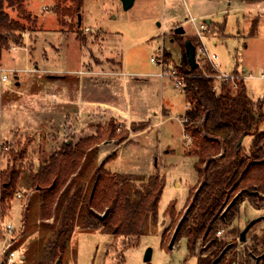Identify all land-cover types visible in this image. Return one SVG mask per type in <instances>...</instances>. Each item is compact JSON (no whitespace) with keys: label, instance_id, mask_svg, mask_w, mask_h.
Returning <instances> with one entry per match:
<instances>
[{"label":"rangeland","instance_id":"rangeland-1","mask_svg":"<svg viewBox=\"0 0 264 264\" xmlns=\"http://www.w3.org/2000/svg\"><path fill=\"white\" fill-rule=\"evenodd\" d=\"M23 1L25 10L31 15V20L25 22L29 29L23 33L24 43L21 47L13 45L18 49L4 51L0 61V142L9 143L10 151L23 152V157L17 160L25 165L47 161L64 142L76 144L83 138L94 136L99 127L106 129L110 121L93 118L88 127L82 124L84 130L80 131V126L69 125L71 117L68 116L63 129V124L57 121L55 127L43 121L35 130L33 127L39 121L42 108H39L40 102L31 98L39 86L29 71H35L37 65L40 69L46 65L61 68L64 62L75 68L80 54L88 60V70L96 67V62L98 65L104 63L108 68L118 61L122 63L123 71L153 72L159 67L151 59L161 53L166 62L178 66L177 61L183 57L185 38L197 39L191 18L196 17V24L200 25L206 20L203 15L207 12L200 0H135L128 10L124 9L121 0H85L79 24V15L72 21L66 17L60 21L63 16L57 13L59 4L71 6L70 2ZM9 12L19 19L17 10L9 9ZM260 15L258 12L230 10L211 18L214 24L225 26L224 30L217 31L214 29L220 26L211 27L212 33L206 41L208 49L219 57L221 72L232 73L238 68L248 77L250 74L257 76L264 69V15L253 23V19ZM180 26L185 29L184 34L176 33ZM213 39L217 40L216 45L212 43ZM4 75L8 77L5 82L2 80ZM17 77L21 87L17 86ZM154 82L151 83V93L146 90L143 93L145 99L150 97L155 108L154 121L160 120L162 101L171 110L166 122L125 145L106 141L111 147L101 144L100 157L107 155L103 162L106 161L105 168L112 174L165 176L167 183L158 219L150 220L145 233L138 239L111 235L102 229L86 230L78 225L63 264H198L199 253L190 256L186 238L177 239L173 249H169L175 228L187 209L190 193L198 184L197 160L185 154V148L188 154L195 148L193 140H187L182 123L186 100L182 90L177 89L172 81L166 88L168 92L162 91ZM245 84L249 95L258 103L264 95V80L249 77ZM91 96L94 98L95 93ZM99 96L108 98L105 92ZM82 121L85 122L86 118ZM145 123L148 127V122L132 123L129 129L121 122L116 126L119 134L128 131L130 136L140 132L132 130L133 124ZM87 128H93L95 133L90 135ZM261 130H264V124ZM251 143L252 137H246L244 146L249 148ZM10 151L0 154L1 168H6ZM101 164L97 155V165ZM17 190L25 191L23 197L13 196L9 199V210L0 213V260L4 251H16L14 264H39L47 251V240L55 234L58 218L54 216L47 222L41 220L42 198L25 181L21 180ZM262 204L261 209L250 203L242 205L236 221L241 232L251 220L262 219L249 230L246 242L238 239V255L232 264H256V258H249L246 250L253 244L254 237L264 236V201ZM169 207L172 209L170 213ZM8 224L14 227L12 233L6 230ZM226 234L224 228L218 233L222 238ZM149 250L152 259L147 262L145 256ZM229 257L231 259V255Z\"/></svg>","mask_w":264,"mask_h":264},{"label":"trees","instance_id":"trees-1","mask_svg":"<svg viewBox=\"0 0 264 264\" xmlns=\"http://www.w3.org/2000/svg\"><path fill=\"white\" fill-rule=\"evenodd\" d=\"M60 1L71 3L65 7L59 4L61 22L64 17L71 21L80 17L85 0ZM9 9L17 10L19 19ZM30 20L23 0H0V61L4 51L23 45V33L29 29L25 22ZM224 29L223 25L221 30ZM189 39L198 46L196 40ZM183 51L178 67L186 75L182 91L188 108L183 124L186 136L195 146L190 155L197 160L198 184L190 193L174 242L186 238L190 256L199 253L198 264H212L222 253L216 264H232L238 255L241 231L236 221L242 205L250 203L261 209L264 201V100L256 103L245 81L238 88L227 82L218 85L211 64L205 62L192 69ZM116 125L111 119L108 127H99L94 136L76 144L64 142L47 161L37 165L18 163L23 152L11 150L6 168L0 166V213L9 210V199L16 195L23 180L42 198L41 220L58 218L55 234L47 240V251L39 264H63L78 225L86 230L102 229L111 235L138 239L148 222L158 219L167 183L165 176L112 174L105 168L106 161L97 165L101 144H121L129 137L128 131L119 134ZM147 125L133 124L132 130L142 131ZM248 136L252 143L246 148L244 140ZM171 210L169 207V213ZM223 228L227 230L224 238L218 235ZM246 253L249 258L262 256L259 263L264 264V236L254 237Z\"/></svg>","mask_w":264,"mask_h":264},{"label":"crops","instance_id":"crops-1","mask_svg":"<svg viewBox=\"0 0 264 264\" xmlns=\"http://www.w3.org/2000/svg\"><path fill=\"white\" fill-rule=\"evenodd\" d=\"M200 3H202L203 8L207 11L205 15H203L206 20L201 22L200 25L206 23L210 28L214 25H217V28L220 26V24H214L211 18L219 13L223 14L230 10L258 12L259 14L264 15V0H200ZM233 6H235V8H231ZM221 7H224V9H221ZM261 15L255 17L253 22L260 21ZM194 19L195 24L192 21L191 22L196 31V26L199 24H196V17ZM222 26L223 25H221L219 29L214 30H220ZM194 35L197 37L196 32ZM208 40L209 37L207 38V41ZM196 41L199 44L198 38ZM212 43L216 45L217 40L213 39ZM14 49L18 48H13V50ZM23 49L25 50V47ZM81 56L82 54L78 55L79 60L77 67L75 68L69 63L65 65L64 62V65L61 68H58L59 66L57 67V65L52 67L46 65L44 68L40 69V66L37 65L35 71H29L34 74L33 77L36 79L35 81L39 86V89H36V92L34 91L31 98L35 102H40L41 107L39 108H42L39 121L33 127L35 130H37V127L43 121L52 123L51 125L54 127L55 122L57 121L60 124H63L61 127L63 129L68 116L71 117L69 125L71 127L74 125L75 128L80 126V131L83 129L81 127L82 124L88 127L93 118L95 120H111L113 118L116 119L117 123L121 122L125 124L127 129H129V126L132 123H149V126L146 129L139 133L131 134L123 143V145H125L134 139L138 140L147 132H150L152 129L166 122L170 116L171 110L167 109L166 104L162 103V101L160 104V120L158 122L154 121L156 119L155 116H153V111L155 115H157L155 108L150 101V97L145 99L143 93L144 90L151 93L152 81H155L154 83L158 84L162 91L168 92L166 88L171 81L160 76V68L153 72H127L123 71L122 63L117 61V63H111L108 68L105 67L104 63L98 65L96 62V67H89L88 70V68L86 69V67H88V60L84 56ZM27 57L30 59L31 55ZM60 57H62V54H60ZM175 57L177 60L178 57ZM181 62L182 57L179 59V62L177 61L178 66L173 62L170 63H173L178 68ZM197 62L199 65L202 64L198 57ZM84 69H86V71ZM235 70L239 72L238 68ZM17 79V84H19L17 86L21 87L22 84L19 81V77H17ZM124 90H126L125 94H121ZM103 92L107 94L108 98L99 96L100 93ZM92 93H95L94 98L91 96ZM182 93L185 96L184 91H182ZM185 100L186 112L188 108L186 96ZM83 118L84 120L86 118L85 122L82 121ZM87 129H89L90 135L95 133L93 128ZM102 145L108 148L111 147L110 142H104ZM43 150H45V148ZM113 150H115V148H113L112 151ZM100 151L101 146L98 151L99 162L101 164L106 160L107 155L100 157ZM185 154L194 157L186 153V148Z\"/></svg>","mask_w":264,"mask_h":264},{"label":"built area","instance_id":"built-area-1","mask_svg":"<svg viewBox=\"0 0 264 264\" xmlns=\"http://www.w3.org/2000/svg\"><path fill=\"white\" fill-rule=\"evenodd\" d=\"M191 21L195 24V19L191 18ZM211 28L208 24L203 23L201 25L196 26V36L198 38L199 44L196 47V56L199 58L201 63L208 62L211 64L213 70L216 72L213 77L218 81V85L222 82L231 83L234 88L239 87V83L241 81H245L246 78H257L264 80V69L261 70V72L254 76L253 74H250L248 77L245 76L242 72H232V73H223L220 71V63H219V57L217 54L211 52L208 49V46L206 44L208 35L211 34ZM151 61L158 65L160 68V76L163 78H167L172 81V83L175 84V87L177 89H184L185 85V79L186 75L182 73L174 64L168 63L164 59V55L161 53L159 56H156L151 59ZM2 80L5 82L8 80V77L4 75L2 77ZM260 100H264V95L261 96ZM187 140L189 137H187ZM10 151V145L8 143L0 142V154L8 153ZM24 190H19L16 193V197L22 198L24 195ZM6 230L9 233H12L14 231V227L12 224H8L6 226ZM1 264H14L16 261V251H10L3 253V257L0 260Z\"/></svg>","mask_w":264,"mask_h":264},{"label":"water","instance_id":"water-1","mask_svg":"<svg viewBox=\"0 0 264 264\" xmlns=\"http://www.w3.org/2000/svg\"><path fill=\"white\" fill-rule=\"evenodd\" d=\"M121 1L123 3V7H124L125 10H128V9L132 8L134 3H135V0H121ZM79 19H81V17H79ZM175 31H176L177 34H184L185 33V30L182 27L176 28ZM184 46H185L188 62L190 64L191 68L192 69L198 68L199 67V63L197 62L195 44L192 42V40L186 38L185 42H184ZM17 85H19V84H17ZM261 219H262V217H259V218L253 219V220H251L250 222L247 223L246 227L244 228V230L240 234V238H239L240 242H246L247 233L253 227V225L256 224ZM179 226H180V224L175 229V232L173 234L172 240H171V242L169 244L170 249H173V247H174V240H175L176 234L178 232ZM222 255H223V253L216 260H214L212 264H216L221 259ZM261 258H262V256H257L256 257V264H259ZM151 259H152V254H151V251L149 250L146 253L145 260L147 262H149V261H151ZM58 263H59V261L57 262V264Z\"/></svg>","mask_w":264,"mask_h":264}]
</instances>
